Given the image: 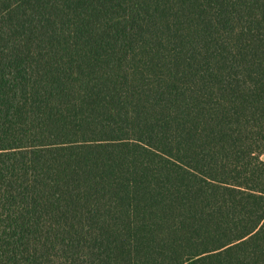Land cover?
<instances>
[{"label":"trees","instance_id":"obj_1","mask_svg":"<svg viewBox=\"0 0 264 264\" xmlns=\"http://www.w3.org/2000/svg\"><path fill=\"white\" fill-rule=\"evenodd\" d=\"M264 0H0V264H264Z\"/></svg>","mask_w":264,"mask_h":264},{"label":"rangeland","instance_id":"obj_2","mask_svg":"<svg viewBox=\"0 0 264 264\" xmlns=\"http://www.w3.org/2000/svg\"><path fill=\"white\" fill-rule=\"evenodd\" d=\"M261 158L264 159V155Z\"/></svg>","mask_w":264,"mask_h":264}]
</instances>
